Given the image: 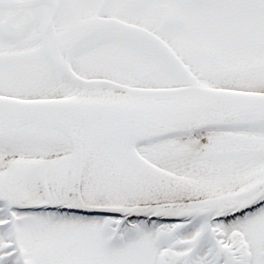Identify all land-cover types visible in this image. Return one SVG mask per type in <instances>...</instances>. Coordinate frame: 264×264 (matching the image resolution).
I'll use <instances>...</instances> for the list:
<instances>
[{"label": "snow or ice", "instance_id": "snow-or-ice-1", "mask_svg": "<svg viewBox=\"0 0 264 264\" xmlns=\"http://www.w3.org/2000/svg\"><path fill=\"white\" fill-rule=\"evenodd\" d=\"M0 264H264V0H0Z\"/></svg>", "mask_w": 264, "mask_h": 264}]
</instances>
